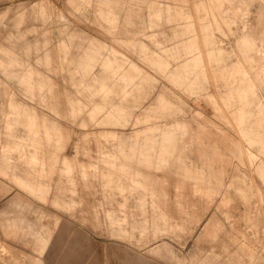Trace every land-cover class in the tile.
Masks as SVG:
<instances>
[{
  "label": "rangeland",
  "instance_id": "rangeland-1",
  "mask_svg": "<svg viewBox=\"0 0 264 264\" xmlns=\"http://www.w3.org/2000/svg\"><path fill=\"white\" fill-rule=\"evenodd\" d=\"M0 178V264H264V0H0Z\"/></svg>",
  "mask_w": 264,
  "mask_h": 264
},
{
  "label": "crops",
  "instance_id": "crops-1",
  "mask_svg": "<svg viewBox=\"0 0 264 264\" xmlns=\"http://www.w3.org/2000/svg\"><path fill=\"white\" fill-rule=\"evenodd\" d=\"M1 170H2V168H1ZM1 180H2V178H0ZM3 181V180H2Z\"/></svg>",
  "mask_w": 264,
  "mask_h": 264
}]
</instances>
